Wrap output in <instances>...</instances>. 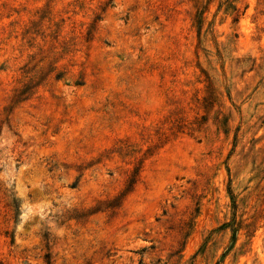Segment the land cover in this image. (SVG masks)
I'll return each instance as SVG.
<instances>
[{"label":"rangeland","instance_id":"374dc122","mask_svg":"<svg viewBox=\"0 0 264 264\" xmlns=\"http://www.w3.org/2000/svg\"><path fill=\"white\" fill-rule=\"evenodd\" d=\"M0 264H264V0H0Z\"/></svg>","mask_w":264,"mask_h":264}]
</instances>
